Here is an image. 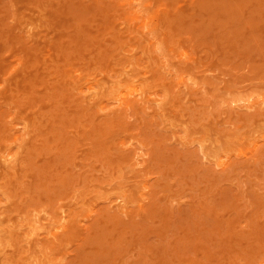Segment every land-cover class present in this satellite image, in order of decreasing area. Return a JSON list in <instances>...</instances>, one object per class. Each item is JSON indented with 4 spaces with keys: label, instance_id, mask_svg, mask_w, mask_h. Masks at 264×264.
Returning a JSON list of instances; mask_svg holds the SVG:
<instances>
[{
    "label": "rangeland",
    "instance_id": "rangeland-1",
    "mask_svg": "<svg viewBox=\"0 0 264 264\" xmlns=\"http://www.w3.org/2000/svg\"><path fill=\"white\" fill-rule=\"evenodd\" d=\"M0 264H264V0H0Z\"/></svg>",
    "mask_w": 264,
    "mask_h": 264
},
{
    "label": "bare ground",
    "instance_id": "bare-ground-1",
    "mask_svg": "<svg viewBox=\"0 0 264 264\" xmlns=\"http://www.w3.org/2000/svg\"><path fill=\"white\" fill-rule=\"evenodd\" d=\"M218 1V0H217ZM217 3V2H216Z\"/></svg>",
    "mask_w": 264,
    "mask_h": 264
}]
</instances>
